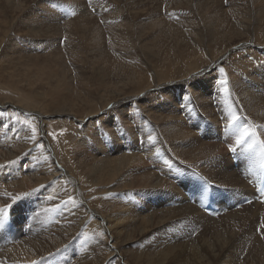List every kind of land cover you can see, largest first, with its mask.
I'll return each mask as SVG.
<instances>
[{
  "label": "rangeland",
  "instance_id": "374dc122",
  "mask_svg": "<svg viewBox=\"0 0 264 264\" xmlns=\"http://www.w3.org/2000/svg\"><path fill=\"white\" fill-rule=\"evenodd\" d=\"M221 8L226 11L223 15ZM50 27L54 29L52 32ZM75 27L78 31H72ZM95 28L100 32L96 37L91 34ZM257 37L264 40V0H227V3L225 0H0V165L16 161L0 168V208L11 205L6 216L0 214V220L6 222H0V253L4 251L2 246L10 242L15 245L6 257L17 248L21 258L45 252L46 257L67 260L66 264H103L107 257H111V264H119L113 249L108 248L103 218H110L114 224L119 216L125 217L129 212V201L124 199H137V217L150 219L151 227L164 221L167 204L151 210L162 206L160 198L143 195L132 198L130 194L133 189L157 182L150 178V172L160 179L164 171L160 172L155 163L141 161V155L150 152L143 150L142 145L149 135L156 136L153 127L146 130L144 142L138 143L140 146L123 145L120 149L114 147L115 140L104 143L112 153L111 159L130 155L131 163L127 162L126 170H123L124 160L106 161L103 147L106 133L120 126L119 114H128L131 110L150 115L158 122L154 117L165 115L164 100L176 95L174 91L181 86L156 88L155 85L168 82L160 79V75L185 68L201 56L207 58L211 52L227 53L220 66L205 73L209 80L201 83L203 95L216 98L217 78H224L218 71L220 67L225 73H232L236 65L257 59L264 61V48L256 47L258 41L254 38ZM137 76L150 78L154 87L137 86ZM227 80L233 88V81L229 77ZM258 83L260 87L254 99L250 98L249 91L237 94L236 90L234 99L246 109L241 115L247 121L253 119L254 123L264 124L249 112L264 106V81L260 79ZM140 87L145 90L138 103H116L140 94ZM91 94L95 98L90 99ZM110 104L114 106L112 109L108 107ZM88 107L94 111L86 113ZM14 116L36 126V141L30 139L31 129L16 122ZM195 129L203 134L202 128ZM231 140L234 141V136ZM41 143L43 148L38 147ZM237 151L239 157L231 162V167L241 186L244 181L240 163L242 149L238 147ZM259 155L262 164L264 155ZM146 158L149 160V156ZM160 188L164 191L166 186ZM34 189L38 191L33 192ZM150 191L149 188L140 190ZM24 192L31 194L15 203L7 196V193ZM69 197L75 204L64 206L62 202ZM248 197L243 199L246 205ZM40 201L43 203L38 216L36 206ZM257 206L264 208V203ZM203 207L201 210L207 214ZM241 208V204L234 205L235 210ZM27 209L35 214L34 224L24 219ZM220 212L210 213L208 218ZM181 213L177 218L186 217ZM262 219L264 216L254 218L253 226L257 227ZM245 223L242 216H236L217 230L194 225L192 235L198 248L202 244L223 247L222 253L213 258L216 264H233L240 255L245 261L249 253L246 240L228 248L244 232ZM169 231L167 226L162 230L156 227L136 239L131 234L129 245L122 249L120 246L122 258L129 264H168L164 258L150 262L148 255L165 251ZM69 242L72 250L68 249ZM80 242L85 244L82 249L78 247ZM191 250V247L186 250L187 256ZM138 253L142 256L140 263L134 258ZM203 253L207 256L197 257L195 262L209 264L210 250Z\"/></svg>",
  "mask_w": 264,
  "mask_h": 264
},
{
  "label": "bare ground",
  "instance_id": "6f19581e",
  "mask_svg": "<svg viewBox=\"0 0 264 264\" xmlns=\"http://www.w3.org/2000/svg\"><path fill=\"white\" fill-rule=\"evenodd\" d=\"M110 8L112 7L110 6ZM220 13L223 15L226 11L221 8ZM111 14H113L112 11ZM56 27L58 28V26ZM67 27L69 26L67 25ZM92 27H94V24ZM70 28L71 27H69V29ZM52 29L53 27H50L49 32H52ZM59 31L56 30V32ZM72 31H78V28L75 27ZM91 34L96 37L100 35V32L95 28L92 30ZM95 40L93 42L98 43ZM101 40L100 37V41ZM254 40L258 41L256 45L257 48H264V40L262 37L254 38ZM251 41H253V39ZM247 43L248 42L245 41L244 46H246ZM226 55L227 53L215 54L211 52L207 58L201 56L198 60L190 63L185 68L177 71L172 70L169 73H162L160 79H167L168 82L155 85L156 88L181 84L179 90L174 91L176 95H172L164 100L165 115L162 113V115L154 117L158 122L159 120L163 121L160 123L155 122L151 119L150 115L131 110L128 114H119L120 126L109 130L103 140L106 161L124 160L126 165L123 170H126L127 162L129 161L131 163L130 155H119L111 159L112 153H110L109 147L107 149L108 151L106 150L104 143L107 144V142L109 143L115 140L114 147H119L121 149L123 145H126L132 148L143 139V135L148 128L153 127L155 129L154 132H156L158 140L156 143L151 144L148 142V139H146L142 148L146 150V152H148V150H150V152L149 154L141 155V161H143V163H155L156 166H159L160 172L164 171V176L158 179L154 172H150V178L157 180V182L153 186L145 185L133 189L130 192V194L132 193V198H137L139 195H143L145 198L149 196L160 198L162 206L158 205L151 210H157L167 204L165 220L160 221L156 225V227L161 228V230L166 229V226L167 230H170L169 233H167L168 241L165 242L166 249L158 255L154 253L148 255V260L150 262L164 258L168 264H190L195 262L197 257L203 258L207 256L203 253V250H210L212 259H210L209 264H216L213 258L222 253L223 247H209L206 244H202L198 248L196 246L197 240L195 236L192 235L193 229H195L194 227L203 225L204 228L209 226L213 230H217L221 226L231 222L234 217L242 216L246 220V228L243 233L235 237V241L232 242L228 248L234 247L237 241L246 240L248 242L249 253L247 251L248 254L245 261L243 259V261L241 260L242 255H240L235 259L233 264H264V238H262L261 233L256 230L257 227L253 226L254 218L257 219L258 217L264 216V208L257 206L259 203H264L262 202L264 201V197L259 196L256 192L260 174L264 167V158L261 160L263 163L260 164L261 156L259 154H261V152L259 144L254 145V147L249 150H246V146H240L242 154L240 153L241 162H239L242 163L241 166L244 175L241 173V176L243 175L244 181L242 185L239 186L235 180V169L233 170V167H231V162L239 157V152L237 151V153L233 154L228 151V146L235 143V134L224 131V120H222V116L227 117L228 112L230 110H235L237 106L234 99L235 90L237 94L249 91L251 99L256 97L257 90L260 87V83L258 82L260 79L264 81V61L257 59L256 61L251 60L248 64L243 63L241 65H236L233 67L235 72L225 73L227 74L226 76L233 81V88L227 85L228 92L225 93L223 91V86L218 83L216 98L205 97L202 92L204 87L201 86L202 82L209 80V78L205 76V73L220 66ZM232 74H235V76H231ZM241 79H243V82H241ZM135 80L137 86L154 87L150 82V78L137 76ZM127 81L130 82V79H127ZM195 81H199L196 86L192 84ZM206 83L207 85L209 84L208 82ZM190 85H193L194 88H191L192 86ZM140 89L141 93L145 90V88L142 87H140ZM123 90H125V88L121 89V91ZM141 93L130 97H124L116 103H138L144 97H141ZM91 98H95V95L91 94L90 99ZM92 103H95V101H92ZM238 106L240 115L247 112L241 105ZM90 108L91 107H88L85 112L89 113L94 111L93 108ZM249 112L250 116L257 122H264V106L252 109ZM149 113L153 114L155 112ZM202 114H207L211 116V118L203 116ZM203 117H207V119ZM252 120L248 122L257 126L264 125L256 122L254 123ZM244 122V120H241L238 123L243 124ZM197 127L202 128L203 134H200V132L198 133V130L196 131L195 128ZM232 136H234V141L231 140ZM257 136L260 140L264 141V129L258 127ZM170 142H174V144ZM248 142L251 143V139ZM169 143L170 145L167 146ZM172 145L175 146L173 147ZM137 148L138 146L135 147V149ZM183 148H186L182 150L183 152L172 151V149L177 151ZM146 156H149V160H147ZM166 160L169 161L171 167H169V164H165ZM237 161L238 160H236V162ZM237 167H239V165ZM112 180L113 178L110 181ZM161 186H166V189L163 191L160 188ZM141 188H149L151 191L142 193L140 192ZM253 193H255V195ZM130 194L128 193L126 195L128 196ZM108 195L110 194H107V196ZM246 196H249L247 201L252 200L255 204H249L248 202L247 205L244 204L243 199ZM124 201H129L127 205L130 207L128 206V208L126 206L129 209L127 216L116 217L117 220L115 218L116 221L114 224L110 218H106L105 216L103 218V229H105V233L108 236V248L113 249L114 255H116L119 260V264H129L127 260L122 258L121 249L127 247L132 241L130 239L131 234H134V238L136 239L140 235L143 236L147 231H152L156 228L148 225L150 219L147 217L144 218V216L142 219L135 214L138 205V202H136L137 199L136 201L124 199ZM134 202L135 206L133 207ZM42 203L43 202L40 201L36 206L38 216ZM236 204H241L242 208L240 210H235L234 205ZM201 205L204 206V209L209 206H217L215 208H220V215H214L212 219H209L208 215L210 216V213L206 211V214L205 211L201 210ZM181 212H183L186 217L179 219L177 217L183 215ZM23 216L28 224L31 225L35 223V214L32 209H27L23 213ZM0 222L2 224L6 223L3 219H1ZM114 228L115 233L113 234L112 229ZM13 245L15 244L9 242L2 246L4 251L0 253V264H33V261L37 262V264H66L67 261L57 256L50 257L49 255V257H46L45 255H47V253L45 252L38 256H32L31 258H21L17 248L16 252L10 257H6L5 255L10 253V249ZM84 245L85 244L80 242L78 247L82 249ZM19 247H22V245H19ZM190 247L192 253L187 256L186 250L188 251ZM70 248L72 250V244L69 242L68 249L70 250ZM134 258L136 263L142 261L140 253L136 254ZM103 264H111V257H107ZM195 264L198 263L195 262Z\"/></svg>",
  "mask_w": 264,
  "mask_h": 264
},
{
  "label": "snow or ice",
  "instance_id": "6c2138e0",
  "mask_svg": "<svg viewBox=\"0 0 264 264\" xmlns=\"http://www.w3.org/2000/svg\"><path fill=\"white\" fill-rule=\"evenodd\" d=\"M225 3H227V0H225ZM219 73L224 76L223 79H220L219 77L217 80L219 81V84L223 86V91L225 93L228 92V80L225 74V69L223 67H220L218 69ZM144 93H141V96H143ZM109 109H112L114 106L109 105ZM13 119L21 124L27 125L31 129V137L30 139L32 141L37 140V128L34 124H31L27 120H21L19 119V116H14ZM222 120H224V131L225 132H231L235 134V143L230 144L228 146V151L230 153H236L237 148L240 146H246V150L252 149L254 145L259 144L260 145V152L262 155H264V141L260 140L259 137L257 136V128L264 129V125H254L251 124L250 122L247 121V119L239 114V106L237 105L235 110H230L228 112L227 117L222 116ZM244 120L245 122L243 124H239L238 122ZM49 135H53V138L55 139V135L52 133H49ZM148 142L151 144H154L157 142L158 138L156 136H148ZM251 139V143L248 141ZM141 144L144 142L142 139L139 141ZM38 147L43 148L44 145L43 143L39 144ZM16 161H9L8 165L15 164ZM165 164H169V161H165ZM8 165H0V168L2 167H7ZM169 167L171 165L169 164ZM38 191L37 189H34L33 192ZM31 193H21L18 195H12L11 193H7V196L15 203L16 201L22 199L25 196L30 195ZM255 195V193H253ZM96 197H93L95 199ZM51 199V197H49ZM248 203H251V201H247ZM264 202V201H262ZM64 206L66 205H74L75 201L72 199V197H69L67 201L62 202ZM11 205H6L4 208H0V214H4L6 216L7 214V209L10 208ZM49 211H56L57 209H48ZM256 230L261 233V237L264 238V219L261 220L259 225L257 226ZM98 236H102L103 233H97ZM33 264H37V262L33 261Z\"/></svg>",
  "mask_w": 264,
  "mask_h": 264
}]
</instances>
